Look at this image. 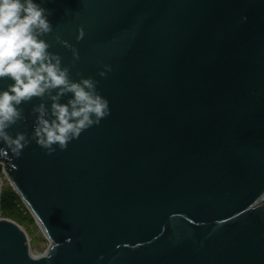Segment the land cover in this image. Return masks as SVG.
<instances>
[{
	"label": "water",
	"instance_id": "obj_1",
	"mask_svg": "<svg viewBox=\"0 0 264 264\" xmlns=\"http://www.w3.org/2000/svg\"><path fill=\"white\" fill-rule=\"evenodd\" d=\"M35 2L49 51L98 81L110 114L51 154L0 142L50 242L37 254L0 217V264H264V0ZM40 103L20 106L13 137L31 139Z\"/></svg>",
	"mask_w": 264,
	"mask_h": 264
},
{
	"label": "clouds",
	"instance_id": "obj_2",
	"mask_svg": "<svg viewBox=\"0 0 264 264\" xmlns=\"http://www.w3.org/2000/svg\"><path fill=\"white\" fill-rule=\"evenodd\" d=\"M50 32L47 10L35 0H0V79L12 81L0 90V142L17 155L31 140L49 154L55 151L54 145L66 149L71 140L110 114L109 101L97 91L98 81L92 77L72 80L60 55L49 51L51 45L41 37ZM83 37L80 29L77 40ZM57 40L79 59L73 46ZM99 75L105 76L106 71ZM69 93L67 103H61ZM45 97L51 101L50 108L40 103L32 109L36 120L31 139L21 132L13 137L8 129L24 118L20 106Z\"/></svg>",
	"mask_w": 264,
	"mask_h": 264
},
{
	"label": "rangeland",
	"instance_id": "obj_3",
	"mask_svg": "<svg viewBox=\"0 0 264 264\" xmlns=\"http://www.w3.org/2000/svg\"><path fill=\"white\" fill-rule=\"evenodd\" d=\"M0 178L2 181V191L3 190L15 191L10 181L6 177L3 171V167L1 165H0ZM21 201L23 205L19 207V210H20V216L22 217L24 224H20V223L19 224L27 232L28 239H29V242H30V245L33 251L37 254H43L47 250L50 242L48 238L46 237V235L44 234L43 230L41 229L40 225L38 224V222L32 215V213L26 206V204L23 202L22 199ZM0 217L12 219L10 217L3 216L1 212H0Z\"/></svg>",
	"mask_w": 264,
	"mask_h": 264
},
{
	"label": "trees",
	"instance_id": "obj_4",
	"mask_svg": "<svg viewBox=\"0 0 264 264\" xmlns=\"http://www.w3.org/2000/svg\"><path fill=\"white\" fill-rule=\"evenodd\" d=\"M21 205H23L21 198L15 191H2L0 212L3 216L10 217L18 223L24 224L19 210Z\"/></svg>",
	"mask_w": 264,
	"mask_h": 264
},
{
	"label": "built area",
	"instance_id": "obj_5",
	"mask_svg": "<svg viewBox=\"0 0 264 264\" xmlns=\"http://www.w3.org/2000/svg\"><path fill=\"white\" fill-rule=\"evenodd\" d=\"M2 166V165H1Z\"/></svg>",
	"mask_w": 264,
	"mask_h": 264
}]
</instances>
